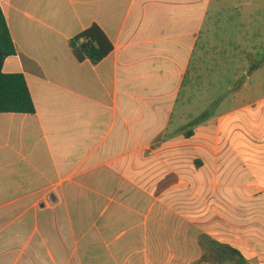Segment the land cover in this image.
<instances>
[{
	"label": "crops",
	"instance_id": "obj_1",
	"mask_svg": "<svg viewBox=\"0 0 264 264\" xmlns=\"http://www.w3.org/2000/svg\"><path fill=\"white\" fill-rule=\"evenodd\" d=\"M233 1L0 0L16 48L2 72L24 76L35 107L0 113V264H172L173 253L149 252L160 195L191 185L233 194L240 155L247 188L264 191V154L249 135L264 106L208 118L184 94L192 83L213 89L195 75L208 48L227 70L237 59L238 44L208 39ZM94 24L112 52L78 62L69 42ZM148 160L154 201L144 216Z\"/></svg>",
	"mask_w": 264,
	"mask_h": 264
},
{
	"label": "rangeland",
	"instance_id": "obj_2",
	"mask_svg": "<svg viewBox=\"0 0 264 264\" xmlns=\"http://www.w3.org/2000/svg\"><path fill=\"white\" fill-rule=\"evenodd\" d=\"M226 4L228 7L217 24L222 33L211 34L208 39L213 44H238V57H233L232 67L227 70L225 61L222 63L216 57V49L208 48L195 64V75L204 80L210 78L213 89L199 87L198 91H192V83L191 87L184 89V94L190 95V91L193 92L197 110L208 111V118H217L246 106H250L251 117L254 104L264 106V0H234ZM230 13L231 23L226 22ZM209 24L208 20L207 25ZM211 24L213 26V22ZM204 85L202 82V86ZM242 114L244 113L238 115ZM262 116L257 115L259 122L250 118L249 135L253 144L251 148L264 154ZM244 128L240 127V145L236 146L240 153L246 149L242 144L246 143L244 137L247 136V132L242 130ZM239 159V169L234 175L239 189L234 190L233 194L230 190L213 187L200 190L197 185L159 194L158 203L163 210L159 211V234L153 249H149L150 253H173L175 259L172 264H237L233 260L224 263L217 261L207 246L201 243L202 235H207L238 249L249 264H264V191L247 188L250 186V174L246 170L247 165L242 162V155ZM150 165L149 160L144 162V169L148 171L142 182L144 216L148 215L154 201V194L150 193ZM167 212L174 213V216L167 215ZM170 217H175L173 226L169 224ZM165 218L167 222L162 220ZM179 218L183 219V224L179 223ZM178 253H190V257H181ZM88 264L99 263L90 259Z\"/></svg>",
	"mask_w": 264,
	"mask_h": 264
},
{
	"label": "trees",
	"instance_id": "obj_3",
	"mask_svg": "<svg viewBox=\"0 0 264 264\" xmlns=\"http://www.w3.org/2000/svg\"><path fill=\"white\" fill-rule=\"evenodd\" d=\"M69 46L78 62L89 61L92 65L106 58L113 49L104 32L95 24L71 38ZM15 55L16 48L0 7V113L34 114L35 107L24 76L2 72L5 60ZM191 134L188 132L185 136L189 137ZM200 240L221 263L233 260L237 264H249L238 249L213 240L207 235H202Z\"/></svg>",
	"mask_w": 264,
	"mask_h": 264
}]
</instances>
